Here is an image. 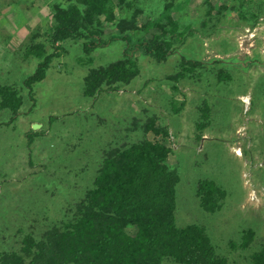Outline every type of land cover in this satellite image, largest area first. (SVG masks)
Returning a JSON list of instances; mask_svg holds the SVG:
<instances>
[{
    "label": "rangeland",
    "instance_id": "374dc122",
    "mask_svg": "<svg viewBox=\"0 0 264 264\" xmlns=\"http://www.w3.org/2000/svg\"><path fill=\"white\" fill-rule=\"evenodd\" d=\"M149 2L142 15L156 19L162 0ZM206 2L176 0L180 11L172 17L193 34L157 63L120 38L89 55L85 40L52 47L47 40L52 7L73 0H0V86L22 98L16 118L0 109V253L19 251L25 235L38 239L68 221L91 187L103 151L140 140L139 126L155 117L168 129L161 139L171 149L167 165L179 174L176 225L203 227L227 264H252L251 254L264 246V0H213L215 10L226 7L216 20L204 18ZM131 14L126 9L118 16L129 22ZM32 42L59 56L30 93L23 80L37 65L25 56ZM123 56L136 63V78L84 97L89 70ZM182 58L203 64L183 80H167L180 71ZM202 123L207 126L198 129ZM204 180L226 194L216 213L200 208L197 185ZM247 180L258 201L250 200ZM247 229L254 237L243 249L240 237Z\"/></svg>",
    "mask_w": 264,
    "mask_h": 264
},
{
    "label": "trees",
    "instance_id": "16d2710c",
    "mask_svg": "<svg viewBox=\"0 0 264 264\" xmlns=\"http://www.w3.org/2000/svg\"><path fill=\"white\" fill-rule=\"evenodd\" d=\"M150 2L73 0L65 7L54 4L47 40L52 47L85 40L82 48L89 55L120 38L142 56L163 63L172 55L174 45L181 44L193 31L189 25L183 27L179 20L173 19L172 12L180 9L175 6L176 0H162L156 19L142 15L144 5ZM213 5V0H207L204 16L207 20L226 10L225 5L218 10ZM115 9L119 12L115 13ZM126 9L132 13L129 22L118 16ZM206 25L203 19L201 26ZM109 35H113L112 40L105 42L104 37ZM25 56L37 59L35 70L23 80V86L31 93L33 85L45 79L52 60L59 54H47L43 43L32 42L26 46ZM202 64L182 58L180 71L167 80L174 83L183 80ZM138 73L136 63L129 56L92 68L84 78L82 95L92 98L105 87L115 90L116 86L128 85ZM29 97L32 98L31 94ZM21 106L22 98L15 89L0 86V109L11 111L12 118H16ZM171 108L175 112L179 110L177 106ZM206 126L202 123L197 128ZM139 128L140 140L103 151L91 187L75 204L68 221L52 226L38 239L25 235L19 251L0 253V264H162L164 261L227 264L216 253L203 227L195 224L178 227L175 223L179 174L167 165L171 149L161 141L168 137V129L155 117L148 118ZM150 135L156 138L151 141ZM196 194L200 208L207 213L218 212L226 196L221 187L208 180L198 183ZM253 237L250 229L242 232L240 246L246 249ZM250 260L252 264H264V246L252 253Z\"/></svg>",
    "mask_w": 264,
    "mask_h": 264
},
{
    "label": "built area",
    "instance_id": "2783aa9c",
    "mask_svg": "<svg viewBox=\"0 0 264 264\" xmlns=\"http://www.w3.org/2000/svg\"><path fill=\"white\" fill-rule=\"evenodd\" d=\"M246 101H247V100H246ZM246 101H244V104H245V105H247V102H246ZM247 183H248V185L251 186L249 180H247ZM261 195H262V197L264 198V192L261 193ZM249 198H250L251 201H258V197H257V195H256V191L252 188V186H251L250 191H249Z\"/></svg>",
    "mask_w": 264,
    "mask_h": 264
},
{
    "label": "water",
    "instance_id": "95a60500",
    "mask_svg": "<svg viewBox=\"0 0 264 264\" xmlns=\"http://www.w3.org/2000/svg\"><path fill=\"white\" fill-rule=\"evenodd\" d=\"M37 128H39V125L33 124V129H37Z\"/></svg>",
    "mask_w": 264,
    "mask_h": 264
}]
</instances>
